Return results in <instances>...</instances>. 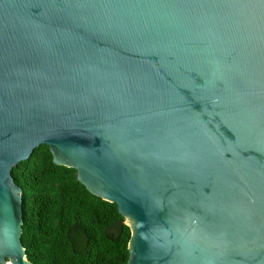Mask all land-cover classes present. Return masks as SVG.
Returning a JSON list of instances; mask_svg holds the SVG:
<instances>
[{
	"label": "water",
	"instance_id": "1",
	"mask_svg": "<svg viewBox=\"0 0 264 264\" xmlns=\"http://www.w3.org/2000/svg\"><path fill=\"white\" fill-rule=\"evenodd\" d=\"M41 144L116 204L125 264H264V0H0V264H32L12 169Z\"/></svg>",
	"mask_w": 264,
	"mask_h": 264
},
{
	"label": "trees",
	"instance_id": "2",
	"mask_svg": "<svg viewBox=\"0 0 264 264\" xmlns=\"http://www.w3.org/2000/svg\"><path fill=\"white\" fill-rule=\"evenodd\" d=\"M22 188L21 241L32 264H125L129 228L116 204L86 190L46 145L12 169Z\"/></svg>",
	"mask_w": 264,
	"mask_h": 264
}]
</instances>
